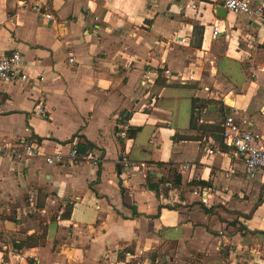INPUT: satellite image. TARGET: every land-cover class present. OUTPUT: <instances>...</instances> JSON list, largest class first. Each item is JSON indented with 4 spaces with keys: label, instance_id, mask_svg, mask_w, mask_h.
<instances>
[{
    "label": "crops",
    "instance_id": "0c3cea01",
    "mask_svg": "<svg viewBox=\"0 0 264 264\" xmlns=\"http://www.w3.org/2000/svg\"><path fill=\"white\" fill-rule=\"evenodd\" d=\"M216 6L0 0V55L20 51L39 79L0 83V146L40 151L0 159V264H264L262 179H245L244 158L216 131L233 114L264 145V17L221 19ZM39 102L49 119L34 115ZM125 125L141 131L123 141ZM84 141L100 166L71 162ZM59 154L64 164H47Z\"/></svg>",
    "mask_w": 264,
    "mask_h": 264
},
{
    "label": "built area",
    "instance_id": "2783aa9c",
    "mask_svg": "<svg viewBox=\"0 0 264 264\" xmlns=\"http://www.w3.org/2000/svg\"><path fill=\"white\" fill-rule=\"evenodd\" d=\"M222 6L229 12L245 15L248 18H263L264 3L256 4L257 0H219ZM259 3V2H258ZM48 18H52L48 15ZM219 24L213 27V36L217 38L221 33ZM186 38H182L185 43ZM69 62L73 64L75 58L70 57ZM167 73H169L167 71ZM39 79L31 77L23 66V59L20 51H14L7 56L0 55V83L3 84H22L35 86ZM208 90V89H207ZM209 91V90H208ZM36 117L49 119L48 111L45 104L39 102L34 113ZM246 121L237 118L236 115L230 114L223 120L222 127V143L226 147L235 152L236 155L242 156L245 160L244 176L247 181L256 182L262 179L264 185V145L261 142V136L247 130ZM128 126H123L120 129L119 137L121 140L128 139ZM212 153V151H210ZM40 155V151L36 145L29 141L4 142L0 146V159H31ZM69 158L71 162L83 160L90 162L94 166L102 164V158L91 155L79 156L76 148L70 151ZM63 155L46 156V162L51 166H59L63 163ZM120 164L123 167L124 173L127 176L134 170L133 163L127 157H122ZM186 168V167H184Z\"/></svg>",
    "mask_w": 264,
    "mask_h": 264
},
{
    "label": "trees",
    "instance_id": "16d2710c",
    "mask_svg": "<svg viewBox=\"0 0 264 264\" xmlns=\"http://www.w3.org/2000/svg\"><path fill=\"white\" fill-rule=\"evenodd\" d=\"M208 103H205V105L201 108H207V105ZM196 127V117H194L192 119V122H191V128H195ZM141 131V128L140 127H135V128H129L128 129V138H135L137 133ZM218 133H222V129L219 128L216 130ZM221 140H222V136H221ZM223 144V143H222ZM94 148V145L88 141H84L83 143H80L77 147V151H78V154L79 156H84L85 154H87V152L91 149ZM173 184L176 185V186H179L181 185L182 183V178H181V175L174 172L173 173ZM206 212H208L209 214L211 213L210 210L208 209H205ZM71 216V208H68L66 213L63 214V217L64 218H68ZM46 238V235L45 233L42 234V235H32V236H29L27 237L26 239L24 240H21L20 242H17V241H14L13 243V247H14V250H16L17 252H21L22 250L24 249H30V248H35V247H38L40 245V242L42 240H45ZM4 261H7V256L4 257Z\"/></svg>",
    "mask_w": 264,
    "mask_h": 264
},
{
    "label": "water",
    "instance_id": "95a60500",
    "mask_svg": "<svg viewBox=\"0 0 264 264\" xmlns=\"http://www.w3.org/2000/svg\"><path fill=\"white\" fill-rule=\"evenodd\" d=\"M215 11H216L217 17L221 19H224L228 12L223 6H216ZM212 108L214 107L212 106L210 110H212Z\"/></svg>",
    "mask_w": 264,
    "mask_h": 264
},
{
    "label": "rangeland",
    "instance_id": "374dc122",
    "mask_svg": "<svg viewBox=\"0 0 264 264\" xmlns=\"http://www.w3.org/2000/svg\"><path fill=\"white\" fill-rule=\"evenodd\" d=\"M55 218V217H54Z\"/></svg>",
    "mask_w": 264,
    "mask_h": 264
}]
</instances>
